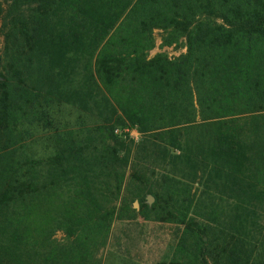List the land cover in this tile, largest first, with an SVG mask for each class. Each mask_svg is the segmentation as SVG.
Listing matches in <instances>:
<instances>
[{"label": "trees", "instance_id": "1", "mask_svg": "<svg viewBox=\"0 0 264 264\" xmlns=\"http://www.w3.org/2000/svg\"><path fill=\"white\" fill-rule=\"evenodd\" d=\"M58 9L72 28L102 30L87 68L113 113L100 147L69 133L35 158L20 135L55 129L37 86L47 73L35 25ZM155 30L185 53L148 58ZM0 38V264H80L106 240L117 202L105 207L107 192L120 194L128 164L115 125L141 135L129 181L140 209H120L175 227L157 264H264V0H0ZM189 164L202 168L200 189ZM52 223L74 244L32 259L31 233Z\"/></svg>", "mask_w": 264, "mask_h": 264}, {"label": "rangeland", "instance_id": "2", "mask_svg": "<svg viewBox=\"0 0 264 264\" xmlns=\"http://www.w3.org/2000/svg\"><path fill=\"white\" fill-rule=\"evenodd\" d=\"M90 6L91 4L85 10L89 16L91 15L90 10H92ZM60 9L39 19L35 25L37 51L46 67L45 73H47V75L39 77V85H36L41 90L42 97L48 99L50 103V109L46 110L51 113L55 126L53 130H43L34 125L28 132L24 131L20 135V137H27L28 143H30L29 155L35 158L47 156L49 153L45 152L44 147L48 146L50 141L52 143L56 136L63 137L69 133L76 137L77 141L84 140L90 145L100 147L101 138L105 139L109 134L110 116L113 113L110 98L105 90L97 84L95 66H90V72L87 68L93 51L97 49V52L103 44V42L99 43L102 30L94 29L89 20L87 21L88 25L72 28L68 25V21L65 20L66 16ZM78 19L81 21L82 17ZM69 35L78 37L74 41V47L68 46L66 40ZM109 36L110 32L105 36L104 41ZM153 36L154 46L149 50L148 58L164 54L169 59H174L186 51L183 41L170 45L165 44L164 34L160 30H155ZM0 42V56L3 57L2 38H0ZM25 79L27 78L25 77ZM27 83L30 85V81ZM114 129H117L116 135H121L120 153L128 157L124 183L116 198L110 197L107 192L108 196L106 197L108 198L106 199L108 200L105 202L109 204L105 207L114 206L115 201L113 202V200L117 202L106 240L103 237L104 234H101L96 242L97 248L92 245L89 257L87 256L80 264H118V261L121 262V260L125 264H157L165 255L171 254L165 244L171 243L175 237V227L172 224L163 225L156 222V218L152 214L148 215L149 219L144 220L139 212L129 213L120 209L123 201L136 211L140 209L138 200L130 195L133 190L129 186V181L136 155V144L140 141L141 135L135 128H129L127 125H115ZM188 168L191 175L195 170L198 174L197 180H195L197 184L193 186V190L202 188V183H204L203 174H201L202 168L195 166L192 168L191 164ZM173 171L179 174L184 171V168L178 167ZM103 187H99V190L103 191ZM145 197L148 199L151 196L146 194ZM50 201L56 204L59 200L51 199ZM135 202L138 205L137 208L134 207ZM47 206L49 207L50 204L47 203ZM32 211L41 213L37 207H32ZM58 225L59 223H52L49 228L47 227L48 230L45 234L48 237H45L44 234L38 238L37 235L31 233L28 241V255L32 259L36 258L38 261L42 256L51 258L50 254L53 253L54 248L63 249L64 246L74 244V234L71 235L69 230H63ZM49 246L54 248L46 250L43 248Z\"/></svg>", "mask_w": 264, "mask_h": 264}, {"label": "water", "instance_id": "3", "mask_svg": "<svg viewBox=\"0 0 264 264\" xmlns=\"http://www.w3.org/2000/svg\"><path fill=\"white\" fill-rule=\"evenodd\" d=\"M148 200H149V201H153V198H152V197H148ZM134 207H136V208L138 207V205H137L136 202L134 203Z\"/></svg>", "mask_w": 264, "mask_h": 264}]
</instances>
